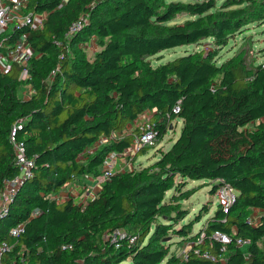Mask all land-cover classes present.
<instances>
[{"label":"trees","instance_id":"1","mask_svg":"<svg viewBox=\"0 0 264 264\" xmlns=\"http://www.w3.org/2000/svg\"><path fill=\"white\" fill-rule=\"evenodd\" d=\"M22 13L46 17L38 28L28 23L1 34L14 45L26 33L32 55L26 78L16 62L0 71V192L18 173L15 125L14 139L34 160L33 175L0 220V242L14 244L4 264H264V62L250 65L238 55L219 63L205 50L158 65L150 59L204 38L225 46L264 17V1L28 0ZM183 13L193 17L169 23ZM78 20L82 28L70 34ZM93 40L98 49L90 58L81 45ZM27 84L32 91L21 96ZM147 109L164 117L156 122L159 138L172 120H182L170 148L150 165L117 172L84 204L57 197L71 182L100 175L110 153L128 148L138 126L115 133ZM177 176L207 178L213 194L229 184L236 200L228 211L219 204L194 233L209 209L184 222L190 211L180 196L166 199ZM254 209L263 213L250 223ZM22 221L25 231L11 237L9 229ZM116 231L124 236L113 240ZM202 232L184 258L170 255V234L195 242ZM238 237L250 243L238 246Z\"/></svg>","mask_w":264,"mask_h":264},{"label":"built area","instance_id":"2","mask_svg":"<svg viewBox=\"0 0 264 264\" xmlns=\"http://www.w3.org/2000/svg\"><path fill=\"white\" fill-rule=\"evenodd\" d=\"M27 2L28 0H0V71L6 72L10 70L12 63L16 62L23 67L21 78H26L27 76L28 70L26 65L32 55V50L26 39L27 34H22L14 45L7 43L5 41L6 36H1V34L6 32L10 26L18 28L29 23L32 28H38L42 25L44 18L42 19L41 15L33 16L31 14L22 13V10ZM83 24L84 22L82 20H78L70 27L69 33L73 34L77 32L82 28ZM175 111H179L178 106L175 108ZM170 124H172L171 126L173 127V121H171ZM17 126L18 125H15L13 128L11 139L15 150V162L18 166V173L12 179L6 181L4 189L0 192V220L8 214L9 204L15 198L18 189L33 175L34 160L27 156L25 143L14 139ZM18 127H20V124ZM138 128L139 131L135 134L132 144L128 148H126L123 152L113 151L109 154L101 174L96 177L99 185H102L106 180L110 179L117 173L114 169V162H112L113 159L123 157L128 169H130L134 165L133 160L136 158L137 153L147 146L154 145L159 139V129L157 123L146 120L139 124ZM88 176L89 175L86 177ZM216 194L218 196L220 206L225 211H228L229 206L236 200L237 190L229 184H224L218 187ZM82 204H84V202ZM248 221L250 223H256L257 219L255 217H248ZM25 226L26 224L23 221L13 225L9 229L10 236L13 238L19 237L25 231ZM122 236H124L122 231H116L112 235L113 240ZM204 236L205 234L202 232L198 240L192 242V245L201 242ZM214 236L223 242L230 241L226 235L221 234L219 231H216ZM236 243L238 246H246L250 243V239L238 237ZM13 247L14 244L7 240L0 242V264H4V255L10 252ZM202 256L212 260L222 258L221 255H216L208 251H204Z\"/></svg>","mask_w":264,"mask_h":264},{"label":"rangeland","instance_id":"3","mask_svg":"<svg viewBox=\"0 0 264 264\" xmlns=\"http://www.w3.org/2000/svg\"><path fill=\"white\" fill-rule=\"evenodd\" d=\"M190 1V0H184ZM225 0H217L218 3H222ZM264 0H256V2L261 3ZM188 14H179L175 19L170 21V24L180 23L186 19L192 18ZM93 41H89L86 45H81L86 48L88 57L93 58L94 50L98 49L97 45ZM95 46V48L93 47ZM205 50L206 52L214 51V60L217 62H224L231 58H234L238 55L244 56L247 58V62L250 65H256L258 63L264 62V17L259 18L254 22H251L243 27V29L236 34L235 37L231 38L225 46L217 45L213 38H204L197 43L190 45H182L174 48H168L160 51L158 54L152 56L151 62L153 65H158L164 63L168 60H172L177 56L186 54L187 52L201 51ZM31 91L30 85H24L20 89L21 96H27ZM162 121V120H161ZM158 121L157 123H160ZM174 122V127L170 128L167 133L159 138L154 145H152L146 152H141L137 155V158L133 160L134 165L130 170L140 169L142 166L150 165L154 163L160 156L159 149L163 148L164 150L170 148L173 142L180 135L182 129V120L177 119ZM119 129L116 133L120 134L125 129ZM184 181V182H183ZM183 182L181 185L177 186L178 183ZM213 182L207 178L200 179H191L186 177L183 179L181 176L176 177L175 186L168 190L167 198L168 199L173 192H176L180 196L181 206L189 209V214L185 218L184 222H188L190 219L194 218L196 214L203 208L204 205H207L209 209L208 213H203L201 220L194 224L193 232L196 233L202 226H204L208 218L213 214V212L218 208L219 201L217 194L211 192ZM195 188L196 191L189 198H182L183 192L188 189ZM251 218H258L259 214L252 212L249 216ZM167 239L170 246V255H180L182 258L186 256V252L190 250L192 241L187 239H181L175 237L173 234L169 235ZM166 261H163L161 264H165Z\"/></svg>","mask_w":264,"mask_h":264},{"label":"crops","instance_id":"4","mask_svg":"<svg viewBox=\"0 0 264 264\" xmlns=\"http://www.w3.org/2000/svg\"><path fill=\"white\" fill-rule=\"evenodd\" d=\"M46 14H41V18L45 20ZM32 91V88H31ZM30 91V93H31ZM30 93L25 96L28 97L30 95ZM164 117H159L156 115V111L155 109H147L144 113H142L139 118L137 120H135L133 123H129L126 125L125 129L122 131V133L118 134L115 133L119 136L131 132L132 130H134L135 127H137L139 124H141L142 122L146 121V120H150L152 122H158L163 120ZM174 121H176V119H174ZM174 123V122H173ZM172 124H170L171 126ZM174 127V125H173ZM172 128V126H171ZM162 150H164L163 148H160ZM159 149V150H160ZM137 158V156H136ZM112 162H114V169L117 172H124L128 169V166L126 165V163L124 162V158L123 157H118L112 160ZM100 186L98 184V180L96 177L89 175L88 177H85L82 179V181H73L70 184H68L66 187H64L63 189L60 190V192L57 194L58 198H73L77 203H85L87 199L91 198L93 195H95L99 189ZM175 192H173L171 194V196L174 194ZM170 198V197H169ZM168 198V199H169ZM254 213L257 214H262L263 212L259 209H254L253 211Z\"/></svg>","mask_w":264,"mask_h":264}]
</instances>
